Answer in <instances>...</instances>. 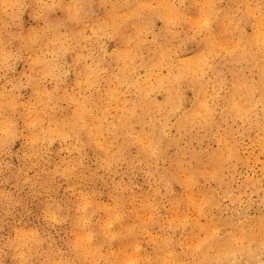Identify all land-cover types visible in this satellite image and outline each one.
<instances>
[{"label": "clouds", "instance_id": "9594fccd", "mask_svg": "<svg viewBox=\"0 0 264 264\" xmlns=\"http://www.w3.org/2000/svg\"><path fill=\"white\" fill-rule=\"evenodd\" d=\"M0 264H264V0H0Z\"/></svg>", "mask_w": 264, "mask_h": 264}]
</instances>
